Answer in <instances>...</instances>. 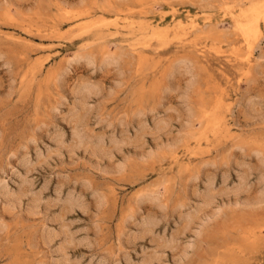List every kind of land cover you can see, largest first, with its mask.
Returning a JSON list of instances; mask_svg holds the SVG:
<instances>
[{
  "label": "rangeland",
  "instance_id": "1",
  "mask_svg": "<svg viewBox=\"0 0 264 264\" xmlns=\"http://www.w3.org/2000/svg\"><path fill=\"white\" fill-rule=\"evenodd\" d=\"M0 264H264V0H0Z\"/></svg>",
  "mask_w": 264,
  "mask_h": 264
},
{
  "label": "bare ground",
  "instance_id": "2",
  "mask_svg": "<svg viewBox=\"0 0 264 264\" xmlns=\"http://www.w3.org/2000/svg\"><path fill=\"white\" fill-rule=\"evenodd\" d=\"M248 28H249V27H248ZM248 28H247V30H248ZM243 31H244V30H243ZM242 34H243V33H242ZM246 35H247V34H246ZM247 36H248V35H247ZM246 41H247V40H246ZM248 42H249V41H248ZM86 93H87V92H86ZM86 93H85V94H86ZM88 95H89V92H88ZM100 151H101V150H100ZM102 151H103V150H102ZM154 224H155V223H154Z\"/></svg>",
  "mask_w": 264,
  "mask_h": 264
}]
</instances>
